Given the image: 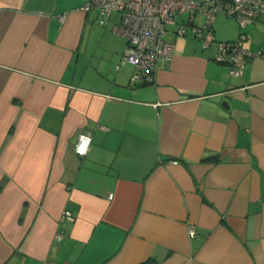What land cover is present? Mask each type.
I'll use <instances>...</instances> for the list:
<instances>
[{
  "label": "crops",
  "instance_id": "0c3cea01",
  "mask_svg": "<svg viewBox=\"0 0 264 264\" xmlns=\"http://www.w3.org/2000/svg\"><path fill=\"white\" fill-rule=\"evenodd\" d=\"M82 3L0 0V264H264V16L241 76L172 32L133 85Z\"/></svg>",
  "mask_w": 264,
  "mask_h": 264
},
{
  "label": "built area",
  "instance_id": "2783aa9c",
  "mask_svg": "<svg viewBox=\"0 0 264 264\" xmlns=\"http://www.w3.org/2000/svg\"><path fill=\"white\" fill-rule=\"evenodd\" d=\"M81 8L94 11L96 21L103 26L113 13L117 14L110 27L126 40L121 62L134 66L130 78L133 85L153 82L159 63L171 57L173 44L165 40L167 24L175 25L171 32L191 36L201 42L203 49H212V58L227 64L230 75L241 76L248 59L259 55L249 48L248 27L264 16V0H83ZM218 14L235 20L238 27L235 40L215 38L213 21ZM65 17L66 13L59 15L61 21ZM90 140L89 131L79 133L75 152L85 155ZM67 220H73L70 210H64L59 219ZM189 233L194 235L192 227ZM54 238H63L60 229Z\"/></svg>",
  "mask_w": 264,
  "mask_h": 264
},
{
  "label": "rangeland",
  "instance_id": "374dc122",
  "mask_svg": "<svg viewBox=\"0 0 264 264\" xmlns=\"http://www.w3.org/2000/svg\"><path fill=\"white\" fill-rule=\"evenodd\" d=\"M116 13H113L112 15V18H111V22H116ZM219 16H221L222 14H218ZM217 15V16H218ZM216 16V17H217ZM224 16V15H223ZM230 18V17H229ZM232 20V19H231ZM218 21H215L214 24H213V29L216 31V34L218 35V40H222L223 38L221 36H219V34H221V30L218 28V24H217ZM98 25H100L99 23H97ZM102 26V25H100ZM103 27V26H102ZM166 29H167V33L165 35V40H173L175 38V36L173 35V33L171 32L172 30L175 29V25L174 24H167L166 25ZM179 38V37H178ZM222 38V39H221Z\"/></svg>",
  "mask_w": 264,
  "mask_h": 264
},
{
  "label": "trees",
  "instance_id": "16d2710c",
  "mask_svg": "<svg viewBox=\"0 0 264 264\" xmlns=\"http://www.w3.org/2000/svg\"><path fill=\"white\" fill-rule=\"evenodd\" d=\"M103 26V25H102ZM106 26V25H105ZM235 40V39H234ZM225 41H227V40H225Z\"/></svg>",
  "mask_w": 264,
  "mask_h": 264
}]
</instances>
